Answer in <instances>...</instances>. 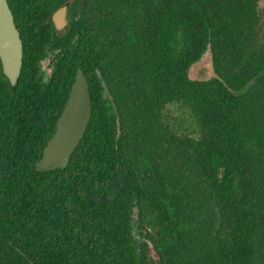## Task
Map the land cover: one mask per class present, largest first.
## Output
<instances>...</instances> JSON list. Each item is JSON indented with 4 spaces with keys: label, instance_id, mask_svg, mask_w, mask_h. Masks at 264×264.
<instances>
[{
    "label": "trees",
    "instance_id": "16d2710c",
    "mask_svg": "<svg viewBox=\"0 0 264 264\" xmlns=\"http://www.w3.org/2000/svg\"><path fill=\"white\" fill-rule=\"evenodd\" d=\"M8 2L23 64L13 87L0 61V264H264V0ZM79 70L88 129L38 171Z\"/></svg>",
    "mask_w": 264,
    "mask_h": 264
},
{
    "label": "water",
    "instance_id": "95a60500",
    "mask_svg": "<svg viewBox=\"0 0 264 264\" xmlns=\"http://www.w3.org/2000/svg\"><path fill=\"white\" fill-rule=\"evenodd\" d=\"M51 20L58 32L68 31V5L56 10ZM0 61L3 74L15 87L22 70L23 41L8 0H0ZM91 118L89 82L83 71L79 70L64 111L57 121L56 132L48 141L37 170L66 168L71 155L83 139Z\"/></svg>",
    "mask_w": 264,
    "mask_h": 264
},
{
    "label": "rangeland",
    "instance_id": "374dc122",
    "mask_svg": "<svg viewBox=\"0 0 264 264\" xmlns=\"http://www.w3.org/2000/svg\"><path fill=\"white\" fill-rule=\"evenodd\" d=\"M47 64V63H46ZM212 58L209 54L193 66L191 76L197 79H204L212 74ZM47 66V65H46ZM167 114L173 119V123L181 130L191 136L198 135V125L194 121L188 108L180 104H171L168 106Z\"/></svg>",
    "mask_w": 264,
    "mask_h": 264
},
{
    "label": "flooded vegetation",
    "instance_id": "af4514ba",
    "mask_svg": "<svg viewBox=\"0 0 264 264\" xmlns=\"http://www.w3.org/2000/svg\"><path fill=\"white\" fill-rule=\"evenodd\" d=\"M68 18H69V20H70V17H69V13H68ZM53 23V22H52ZM54 25V24H53ZM69 27H70V22H69ZM57 31V30H56ZM47 63V64H46ZM44 67L47 69V71H49V68H48V65H49V60H46V61H44ZM47 65V66H46Z\"/></svg>",
    "mask_w": 264,
    "mask_h": 264
}]
</instances>
